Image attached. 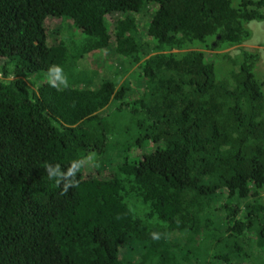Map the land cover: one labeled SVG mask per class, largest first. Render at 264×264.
I'll list each match as a JSON object with an SVG mask.
<instances>
[{
    "label": "trees",
    "instance_id": "obj_1",
    "mask_svg": "<svg viewBox=\"0 0 264 264\" xmlns=\"http://www.w3.org/2000/svg\"><path fill=\"white\" fill-rule=\"evenodd\" d=\"M155 3L147 43L142 15ZM49 16L61 19L54 44ZM255 20L264 21V0H0V264L260 258L261 54L222 53L247 41ZM75 28L79 42L63 36ZM112 43L129 62L119 74L138 64L145 78L133 108L128 83L93 87L76 72L82 57ZM38 75L46 79L33 89L25 78ZM111 136L126 139L111 144ZM148 143L150 153L117 165L109 158L98 175L67 174L74 161ZM45 164L65 173L59 185Z\"/></svg>",
    "mask_w": 264,
    "mask_h": 264
},
{
    "label": "rangeland",
    "instance_id": "obj_2",
    "mask_svg": "<svg viewBox=\"0 0 264 264\" xmlns=\"http://www.w3.org/2000/svg\"><path fill=\"white\" fill-rule=\"evenodd\" d=\"M157 7L158 5L152 4L151 6H149L148 9H144L145 11L143 12L142 15L144 17H142L139 38L140 40L147 43L150 41L149 40L150 37L149 36L147 37V29L153 14L159 8ZM60 21L61 19L59 17H48L46 19L45 26L48 33V43L50 44L56 43V38L52 33V29L54 25ZM249 27L252 31V35L247 41H245L243 44L239 46L226 49L222 51V53L230 52L231 56H235L237 53L240 52L241 48L259 50L261 54L260 66H261V70L264 71V21H258V20L251 21L249 23ZM63 36L67 40L75 41V42H79L82 37L80 30L77 28H75L72 31L69 30L68 32L64 33ZM114 47L115 44L112 43L109 48L104 49L99 53H96L95 58H91L90 55L82 57L80 61L77 63L76 72H79V74L85 79L84 82H88L89 85L93 86L97 84L96 86L93 87L99 86L102 79L115 81L119 85L123 83H128L127 86L129 87V91H128L129 98L127 99V102L129 103V106L133 108V103L130 102L131 100L138 98L140 95L144 93L145 86L143 85V81L145 80V78L143 77L142 71L139 68L138 64L136 65L133 64L132 70L131 71L129 70L128 73L119 74L124 69H128L129 62L124 59H119L114 51L115 50ZM148 52H151V50H148ZM205 52L209 53L211 51L205 50ZM152 54H154V52H151V55ZM210 54H212V52ZM4 62L5 59L0 58V65L3 64ZM9 68L12 71L14 70L12 66H9ZM96 69L100 72V74H98ZM12 73L14 76L15 71H13ZM33 76L26 77L25 79L33 89H37L38 84L42 83L46 78L45 75H38L37 81L33 83L31 79ZM111 104L112 103H110V105ZM122 125H128V124H126V121H123ZM126 128L128 129V126H126ZM125 139L126 138L123 136H111V144H122ZM154 147L155 146L153 145V143H148L146 147L143 149L133 148L130 151H126V152L122 151L121 155L118 157H117L118 152H116L115 150L108 151V154H114L111 157L110 156L97 157L95 155H91L89 158L84 160V164H82L81 170H83V172L87 171L88 173L87 176L98 175L96 167H98L99 165L104 166L109 164V158H112L111 163L113 165H117L126 158L133 159V158L141 157L144 153H150L151 151L154 150ZM144 150L145 152H143ZM261 255L262 256L260 258H255L252 256L253 262L245 261L242 264H264V252ZM135 258L138 259L139 255L136 254ZM208 262L209 261H205L204 264H208Z\"/></svg>",
    "mask_w": 264,
    "mask_h": 264
},
{
    "label": "clouds",
    "instance_id": "obj_3",
    "mask_svg": "<svg viewBox=\"0 0 264 264\" xmlns=\"http://www.w3.org/2000/svg\"><path fill=\"white\" fill-rule=\"evenodd\" d=\"M152 5V4H151ZM149 5V6H151ZM155 5H158L155 3ZM148 6V8H149ZM49 17H54V16H49ZM46 22V21H45ZM54 71L58 72L59 69H54ZM14 79V78H12ZM82 166V162H79V161H74L73 162V165L71 168H69L68 170V173L67 174H72V175H75V170H79ZM47 170H48V179L50 181H55V183L57 185L60 184V181H59V178L62 176V175H65V173H61L60 169H59V166H57L55 169L51 168V166L49 164H45L44 166ZM70 185H65L64 187V190L67 191V188L69 187Z\"/></svg>",
    "mask_w": 264,
    "mask_h": 264
}]
</instances>
